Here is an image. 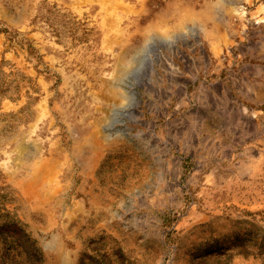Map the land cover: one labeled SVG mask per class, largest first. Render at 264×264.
Masks as SVG:
<instances>
[{
    "label": "rangeland",
    "instance_id": "374dc122",
    "mask_svg": "<svg viewBox=\"0 0 264 264\" xmlns=\"http://www.w3.org/2000/svg\"><path fill=\"white\" fill-rule=\"evenodd\" d=\"M0 264H264V0H0Z\"/></svg>",
    "mask_w": 264,
    "mask_h": 264
},
{
    "label": "bare ground",
    "instance_id": "6f19581e",
    "mask_svg": "<svg viewBox=\"0 0 264 264\" xmlns=\"http://www.w3.org/2000/svg\"><path fill=\"white\" fill-rule=\"evenodd\" d=\"M124 75V74H123ZM124 100H127V97H123Z\"/></svg>",
    "mask_w": 264,
    "mask_h": 264
}]
</instances>
